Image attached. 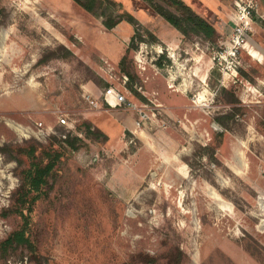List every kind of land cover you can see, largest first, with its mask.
I'll return each instance as SVG.
<instances>
[{"label":"rangeland","instance_id":"rangeland-1","mask_svg":"<svg viewBox=\"0 0 264 264\" xmlns=\"http://www.w3.org/2000/svg\"><path fill=\"white\" fill-rule=\"evenodd\" d=\"M114 1L136 27L105 30L70 0H0V242L22 225L27 154L60 153L29 208L32 246L0 264H264V0H181L213 39Z\"/></svg>","mask_w":264,"mask_h":264},{"label":"trees","instance_id":"trees-1","mask_svg":"<svg viewBox=\"0 0 264 264\" xmlns=\"http://www.w3.org/2000/svg\"><path fill=\"white\" fill-rule=\"evenodd\" d=\"M72 4L82 13L99 19L100 24L105 30H112L119 24L125 22L126 24L136 27L137 22L133 15L122 10L114 0H70ZM148 4L151 10L166 21L171 27L177 30L183 38H187L190 34L201 35L206 39H213L216 37V31L201 17L196 15L189 6L184 4L181 0H142ZM159 4L155 5V2ZM171 11H174L172 13ZM179 14L181 20L176 14ZM194 35V36H195ZM156 41V38L153 37ZM142 42L141 35L134 30L124 55L121 57L118 66L122 69L125 59L130 51L136 49L138 43ZM66 55H71L70 52L64 49ZM64 55V56H66ZM218 124L222 125L217 120ZM80 141L76 136L69 139L66 137L62 140L68 148L74 149L75 143ZM34 151L31 150L27 157L29 158V165L23 169L20 175V183L15 193L17 198L14 204L12 213L21 217L22 225L16 230H13L8 236L0 242V250L7 252L12 247H31L29 238L27 236L28 216L30 214L31 203L45 194V187L48 184V178L52 175L55 164L60 158V153L50 155L45 154L44 159L36 161L34 158ZM14 193V195H15ZM31 198V200H29ZM182 253L176 250V258L178 260ZM170 263V262H169Z\"/></svg>","mask_w":264,"mask_h":264},{"label":"built area","instance_id":"built-area-1","mask_svg":"<svg viewBox=\"0 0 264 264\" xmlns=\"http://www.w3.org/2000/svg\"><path fill=\"white\" fill-rule=\"evenodd\" d=\"M245 4V3H243ZM239 6V4H237ZM248 8V7H247ZM243 11H246V5L243 7L242 9ZM235 17V16H234ZM245 19H247V17H245ZM246 21V20H245ZM247 23V21L245 22V24ZM244 24L242 25V23H240L237 27L233 28V32H232V36H231V39H230V42L227 44V47L225 49V52L229 55H235L236 53V50H237V47H244L245 46V43H244V40H243V37L245 35V29L243 28ZM109 94V93H108ZM105 95V100L108 102L109 101V96ZM89 105L92 107V108H96L97 107V104L93 101H89L88 102ZM58 123L61 125V126H68V123H67V120H66V117L65 116H62L58 119ZM38 133V132H37ZM39 133H41L39 131ZM38 133V134H39Z\"/></svg>","mask_w":264,"mask_h":264},{"label":"bare ground","instance_id":"bare-ground-1","mask_svg":"<svg viewBox=\"0 0 264 264\" xmlns=\"http://www.w3.org/2000/svg\"><path fill=\"white\" fill-rule=\"evenodd\" d=\"M19 128V127H18ZM17 130V129H16Z\"/></svg>","mask_w":264,"mask_h":264}]
</instances>
